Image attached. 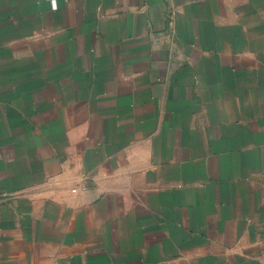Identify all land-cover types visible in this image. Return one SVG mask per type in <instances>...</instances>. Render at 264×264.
I'll return each instance as SVG.
<instances>
[{
	"label": "crops",
	"instance_id": "crops-1",
	"mask_svg": "<svg viewBox=\"0 0 264 264\" xmlns=\"http://www.w3.org/2000/svg\"><path fill=\"white\" fill-rule=\"evenodd\" d=\"M0 264H264V0H0Z\"/></svg>",
	"mask_w": 264,
	"mask_h": 264
}]
</instances>
